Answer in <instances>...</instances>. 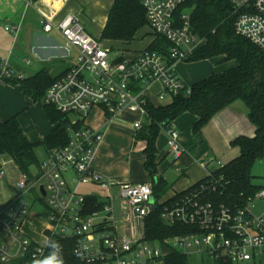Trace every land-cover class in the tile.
Returning a JSON list of instances; mask_svg holds the SVG:
<instances>
[{"label":"built area","instance_id":"2783aa9c","mask_svg":"<svg viewBox=\"0 0 264 264\" xmlns=\"http://www.w3.org/2000/svg\"><path fill=\"white\" fill-rule=\"evenodd\" d=\"M235 13L234 31L257 46L264 55V0H230ZM186 0H141L147 25L154 35L167 41L164 53L143 49L134 55L116 53L85 31L79 17L66 14L55 20L54 11L42 19L44 32L57 30L63 37L65 56L73 61L64 75L55 80L44 102L69 116L65 145L53 149L31 175L19 172L13 198H0V264H45V250L52 237L73 239V252L84 264H153L176 248L188 256L201 258L199 264H264V206L255 213L248 206L264 201V187L243 206L215 204L204 197L214 188L208 165L222 166L214 157L201 162L207 168L205 181L179 196L156 201L151 181H117L91 166L104 131L126 111L134 113L130 127L136 133L143 124L150 87L157 83L158 99L174 97L189 86L177 76L175 63L184 61L201 44L190 28ZM18 32V26H6ZM28 62V61H26ZM7 59L0 61V83L22 79ZM264 78V75H263ZM93 107H101L104 122L98 127L85 123ZM79 124V127L73 126ZM160 131L167 137L168 152L175 160L184 152L172 121H162ZM0 163V179L3 178ZM105 186L107 195L96 197L100 208L86 212V195L81 185ZM116 191L113 192L112 189ZM35 189L37 195L29 193ZM43 192V193H42ZM94 197V196H92ZM176 197V198H175ZM164 205L161 219L168 224L195 226L185 235H175L163 243L144 240V218L155 203ZM45 199V202L43 201ZM35 202H43L46 213L40 229L43 241L27 236L23 222ZM121 227L123 233H118ZM127 227V228H126Z\"/></svg>","mask_w":264,"mask_h":264},{"label":"trees","instance_id":"16d2710c","mask_svg":"<svg viewBox=\"0 0 264 264\" xmlns=\"http://www.w3.org/2000/svg\"><path fill=\"white\" fill-rule=\"evenodd\" d=\"M189 10L191 32L202 44L184 61H196L216 56L223 60H234L236 65L189 86V93L184 90L162 105L146 104V115L142 127L136 132L135 139L146 142L143 149L144 169L151 176L152 196L158 201L167 191L164 178L157 175L156 137L160 133L162 121H172L184 112L196 116L192 131L198 132L207 121L220 109L235 100L244 102L248 109V118L255 126L253 137L237 136L231 142L238 147L239 154L222 166L209 168L214 181V188L209 187L204 197L215 204L243 206L263 184L252 181V166L257 160L264 159V55L261 50L234 31L235 13L230 0H186L180 7ZM147 25L141 0H112L99 40L128 43L136 32ZM151 40L146 49L164 53L167 41L160 36ZM63 72L62 75H64ZM62 75L52 76L47 68L42 67L36 73L8 83L18 84L20 90L34 102H39L51 122L56 126L41 141L32 142L25 134L15 117L0 120V155H6L16 165L18 171L31 175L37 169L35 149L38 145L46 149L59 148L69 139L67 126L69 116L59 112L53 105L44 102L46 89ZM79 127V124L73 126ZM208 177L200 180L205 181ZM180 191L176 196L194 188ZM207 181V180H206ZM176 198V197H175ZM155 203L152 211L144 218V240L163 243L175 235H185L196 230L195 226L168 224L160 215L166 204ZM96 197H86V212L100 208ZM188 255L171 248L163 256L164 264H188ZM45 264H84L73 252V239L52 237L45 250Z\"/></svg>","mask_w":264,"mask_h":264},{"label":"crops","instance_id":"0c3cea01","mask_svg":"<svg viewBox=\"0 0 264 264\" xmlns=\"http://www.w3.org/2000/svg\"><path fill=\"white\" fill-rule=\"evenodd\" d=\"M111 4L112 0H0V61L7 59L10 69L14 73L22 74L23 78L36 73L42 67L47 68L52 76L62 75L73 61L75 52L72 56L66 57L62 35L55 29L44 32L42 19L53 10L55 20L66 14H74L79 17L86 32L90 35L98 33L100 36ZM6 26H18V32L15 34L6 30ZM146 26L136 32L137 34L144 29L142 31L144 34L140 38L149 36L148 42L140 49L130 46L136 34L128 43L115 41L121 45V49L123 48L121 50L123 54L130 56L147 48L154 36L148 34L151 30ZM235 65L234 60H223V56H216L196 61H178L175 63V71L178 78L190 86L212 73L222 72ZM157 91L159 85L155 83L148 93L153 105H162L170 100L158 99ZM94 112L97 113L95 124L88 123L86 119L85 123L98 127L104 122L101 107H93L86 118ZM11 117L16 118L23 133L32 142L41 141L57 124L48 119L42 105L32 101L20 90L18 84L0 83V120ZM122 118L130 120L129 128L124 129L120 126ZM136 118V114L124 111L116 117L113 125L104 131L103 141L91 163L94 170L117 181L151 180L143 166L145 160L143 149L146 142L135 139L136 133H132L130 127L132 120ZM195 120L196 116L190 112H184L172 120L178 132L179 142L184 148V152L175 160L168 152L166 135L162 132L156 137L157 175L162 176L168 186L160 200L171 198L172 195L204 179L208 167L202 164L203 159L214 157L223 164L234 159L239 150L231 144L232 140L237 136L253 137L255 133V126L248 118V109L239 99L217 111L196 133L192 131ZM120 142L123 146H118ZM135 148L138 149L136 153L132 151ZM53 149H46L48 155ZM123 157L130 158L128 164L123 163ZM208 166L213 167L216 164L214 162ZM15 168L18 170L16 165ZM99 188L108 192L105 186ZM112 191L115 192L116 189L113 188ZM31 218V215L25 218L23 230L27 236L35 239L32 233L35 230L40 233L43 225L36 227ZM196 257L200 262L201 258ZM153 264L164 262L158 260Z\"/></svg>","mask_w":264,"mask_h":264},{"label":"rangeland","instance_id":"374dc122","mask_svg":"<svg viewBox=\"0 0 264 264\" xmlns=\"http://www.w3.org/2000/svg\"><path fill=\"white\" fill-rule=\"evenodd\" d=\"M146 27H148V26H146ZM143 30L139 31L136 34V38L130 44L131 47H133L135 49H140L141 47H143L148 42V40H149L148 35H145V37H143L142 39L140 38L142 36V34H144L142 32ZM148 34L151 35L153 33L149 32ZM92 35H93V37L100 39L98 36V33H92ZM153 36H154V38H157L156 35L153 34ZM101 44L104 47L111 49V55L112 54L116 55V53H118V54L122 53L121 50H123V48L121 49V45L118 42L101 39ZM9 80H11V79H9ZM9 80H6L4 83H8ZM168 99H169V97L166 96L163 100L167 101ZM96 114L97 113L94 112L88 118H86L87 122L92 124V125L95 124V122H96L95 118H97ZM93 118H94V120H93ZM120 122H121L120 126L122 128H124V129L129 128L130 120L128 118H122V119H120ZM160 134H162L161 131H160V133H158V135H160ZM121 145H122V142H120V144L118 146H121ZM136 148H135V150H132V151H135L134 153H136L138 151V149H136ZM35 153H36L37 160L39 162H42L48 158L47 150L42 145H38L36 147ZM129 159L123 157V163L128 164ZM0 163H3L2 169L4 172L3 178L0 179V198L1 199L6 198V197L13 198V196L18 193L15 190L13 185L17 181L19 171L15 168V165L13 164V162L6 155H0ZM35 171H36V169H33V172H35ZM251 173L253 175V178H252L253 183L263 184V182H264V159L257 160L253 164ZM79 190L82 193L99 195L101 197V199L107 195V192L105 189L99 188V186H96V185H90V184L81 185ZM29 193L33 196L37 195V192L35 189L30 190ZM43 201L45 202V199ZM248 206L251 208V210L253 212L258 213V212H260V209L264 206V201L254 200ZM30 210L31 211L29 212V215H31V217H32L31 220H33V222L36 224V227L37 226L41 227L44 224L42 218H44V214L46 213V210L44 209L43 202L33 203L30 207ZM119 232L121 234L123 233V230L121 229V227L118 228V233ZM32 236L38 241L44 240L43 236L41 235V233L38 232V230H35V232L32 233ZM198 262H199V259L196 256L192 255V256L188 257V264H198Z\"/></svg>","mask_w":264,"mask_h":264},{"label":"water","instance_id":"95a60500","mask_svg":"<svg viewBox=\"0 0 264 264\" xmlns=\"http://www.w3.org/2000/svg\"><path fill=\"white\" fill-rule=\"evenodd\" d=\"M43 193V192H42Z\"/></svg>","mask_w":264,"mask_h":264}]
</instances>
